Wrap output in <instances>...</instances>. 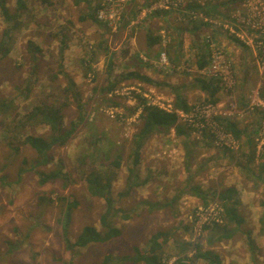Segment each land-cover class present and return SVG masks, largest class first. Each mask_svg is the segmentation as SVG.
<instances>
[{
  "label": "rangeland",
  "instance_id": "1",
  "mask_svg": "<svg viewBox=\"0 0 264 264\" xmlns=\"http://www.w3.org/2000/svg\"><path fill=\"white\" fill-rule=\"evenodd\" d=\"M50 1L51 5H45L40 0H26L27 11L22 15L21 31L8 56L0 61V98H14L19 115L29 112L39 102L61 104L66 82L58 73L59 42L65 34L62 66L81 92L84 115L80 121L74 104L63 110L64 126L68 128L71 122L78 126L64 146H55L50 151L52 162L41 168L46 171L55 169L57 161H61V171L69 176L66 187H63L62 180L40 186L35 170L31 168L34 152L21 145L19 152L14 153L8 146L10 139L16 142L17 136L21 137L18 134L20 129L10 133L0 125V264H133L121 260L124 256L134 255V247L144 250L150 237L159 231L167 232L169 237L163 246L167 264L177 257L193 258V248L197 244L202 250L214 251L221 264H264V234L261 232L264 230V182L260 183L235 161L236 158L241 160L242 151L248 152L250 146L244 144L247 139L243 137L240 143L232 140L233 147H229L227 139L221 141L209 132L192 110L201 105L210 106L204 103L206 94L200 91L194 80L216 82L218 101L213 105L211 117L214 121L216 117L229 119L246 130L255 146L256 158L252 167L257 172L264 158V98H260L264 97V0H236V4L222 7L224 15L207 20V27L196 36L188 31L180 34L176 30L184 29L189 20L175 10L173 17H151L153 12L143 11L151 9L156 0H111L110 11L112 9L114 16L108 22H102L108 30L89 18L80 20L89 12L86 2ZM7 5L12 9L15 0H7ZM4 26L0 15V37ZM147 28L161 38L152 49L146 48ZM193 28L192 24L190 29ZM28 40L42 49L32 79V63L26 50ZM163 48L168 50L167 57L170 55L177 61L175 68L169 62H162ZM174 49H180L177 55ZM200 52L204 54L201 60L207 61L201 70L197 68ZM110 63L111 77L108 75ZM134 70H142L154 82L149 84L130 79L120 83L111 94L99 91L115 75ZM28 79L31 85L27 97L23 94L17 96ZM177 82L182 86V92L171 87ZM176 91L193 105L185 114L188 121L179 119V123L189 129L188 136H177L173 130L150 136L140 149L137 167L138 181L146 180V183L134 189L129 197L117 200L118 207L130 210L129 219L118 220L117 217L115 220L121 235L105 243H92L70 254L65 249L59 224L65 205L58 197H67L77 203L69 225L71 240L85 225L99 229V217L104 210V201L87 193L82 172L91 165L90 159L94 156H97L94 165L101 168L102 155L96 149L103 152L108 149L107 141L94 144L93 140L104 136L115 144L112 153L120 151V168L116 169L112 182L115 195L126 183L132 161L131 140L141 126L137 120L140 108L133 115L128 111L137 106L133 93H139L147 104L174 111ZM108 98L118 102L120 107H113ZM3 121L9 128L11 122ZM27 131L35 136H49L46 126ZM207 140L211 146L202 147ZM190 150L191 159H186ZM207 153L212 161L191 179L203 189H209L210 197L206 201L214 203L215 208L217 202L212 192L223 186L235 187L240 202L238 208L245 220L241 227L250 231L254 251L249 249L240 233L229 240L211 243L208 241L211 232L204 229L197 232L194 213L207 204L184 190L191 176V169L187 171L186 168L195 164L198 156L205 157ZM23 159L27 162L23 163ZM104 162L108 163L106 156ZM20 169L24 172L18 176ZM48 196L51 197L49 203ZM154 204L163 207L158 209ZM175 239L178 244L174 243ZM183 242L186 243L185 252L178 255V246ZM106 256L110 261L105 260ZM194 264L206 262L197 260Z\"/></svg>",
  "mask_w": 264,
  "mask_h": 264
},
{
  "label": "trees",
  "instance_id": "2",
  "mask_svg": "<svg viewBox=\"0 0 264 264\" xmlns=\"http://www.w3.org/2000/svg\"><path fill=\"white\" fill-rule=\"evenodd\" d=\"M40 1L45 5H51L50 0ZM81 2L87 3L89 12L86 15L81 16L80 20L84 21L85 19L89 18L95 24H100L104 29L108 30V26H104L102 22L96 18V12L101 8L103 0H75V4H79ZM235 2L236 0H190L186 1V4L183 6L185 11L182 10V6H179L177 9H158L153 11L151 17H153V15L173 17V13L176 11L181 15V17H184L185 19L187 18L189 20L186 23L184 29L180 27L176 28V30H179L180 34L188 31L189 33H193L195 35L197 32L202 30V28L207 27L209 21L205 20L218 19L223 14L222 7H226L231 3L236 4ZM26 11V0H15V5L12 9L7 5V0H0V15L5 25L0 37V61L4 60L10 53L16 40V36L21 31L23 25L22 15L26 13ZM189 22L191 24H189ZM192 24L194 25V28L190 29ZM160 39L161 38L159 37L158 33L155 35L153 30L148 28L146 29L147 49H152L154 46H156ZM59 44L60 62L58 73L64 77L66 82L65 87L63 88L64 101L61 104L57 105L53 103L39 102L35 104L29 112L19 115L16 113L14 98H0V125H2L5 132L11 133L20 129L18 131L20 133L18 134L21 137L17 136L18 140L16 142H13L12 139H10L8 146L14 153L19 152V147L21 145L28 146L34 152L35 157L33 160H31V168L35 170L37 175V183L40 186L57 180L63 181V187H66V184L69 183L68 174L61 171L63 168L61 161H57L55 169L46 171L41 168L48 166V164L52 162L53 158L50 154V151L55 146H64L78 126L76 122H71L68 128L64 126L63 110L66 109L70 104H74L79 112L80 121L83 120L82 116L84 115V105L81 100V92L78 89L75 81L63 69L62 66V55L66 47L65 34H62ZM196 48H198V46ZM105 49L106 48H104V50ZM26 50L32 63L30 72V77L32 79L36 74L38 61L42 57V49L34 41L28 40L26 43ZM163 51L168 52V50H164V48ZM179 51L180 49H174L176 55ZM199 56L200 61L197 64V68L201 70L206 67L207 61L201 60V57L204 56L202 52H200ZM90 59L92 60V58ZM167 59L169 64L175 68L177 61L172 60L170 55L167 57ZM111 67L112 63L108 65L109 77L112 76L113 69ZM90 69L91 68L88 67V70ZM130 79H135L149 84L154 82L152 79L141 74L139 71H126L124 73L115 75L112 80L107 82V86L100 88L99 91L111 94L116 90L120 83ZM194 82H196L200 91L206 94L204 103L208 105H214L217 103V93L219 86L216 82L211 80L206 81L203 79H195ZM30 85L31 82L30 79H28L25 82V86L20 88L19 92H17V96L23 94V96L26 98L30 92ZM18 88L19 87H17V89ZM133 95L137 102V106L133 110L128 111L131 112L130 115H133L136 112V109L138 107L140 108L137 120L141 123V126L131 140L132 161L131 166L128 168V175L126 177V183L124 184L123 190L118 191L115 193V195L113 193L112 182L115 178L116 169L118 170L120 168L121 155L120 151H116L117 153L111 152V149L113 146H115V144L104 136H99L93 140L94 144L96 141H107L108 149L106 152L96 149V152L102 155L101 168H98L94 165L97 160V156H94L92 159H90L91 165L82 171L87 193L91 197L100 198L104 201V210L99 217V229L93 225H85L79 234L73 240H71V238H69V225L71 223L72 212L76 208L77 203L74 200H68L67 197H58L61 203L64 201L65 205L64 209L61 210L60 213L59 224L62 226V237L65 249L69 251L70 254H75L78 252V250L86 248L92 243H105L110 239L119 237L121 235L122 231L116 226L115 220L117 217L118 220L119 218L122 220L129 219L130 217L128 212H130V210H126L123 207H118L117 203L119 201L117 200L129 197L134 189H137L146 183V180L138 181L137 179V167L140 161V149L146 140L156 133L167 134L171 130H173L177 136H188L187 134L189 129L179 123V115L176 112H167L166 110L160 109L154 105L147 104L146 100L143 99L139 93H133ZM262 96H264V94H262ZM260 98L262 99L264 97ZM107 100L113 107H120L119 103L115 102L112 98H108ZM192 106L193 105H190L179 91L175 92L173 102V107L175 110L188 113ZM4 119L11 122L9 128L5 127V122L3 121ZM215 122H217L218 126L223 129L225 134H229L236 142L240 143V140L243 137L247 139L244 144H247L250 146V148L247 153L243 152L244 154H240L245 158V161L241 162L242 160H239L238 158H236L235 161L238 166L243 167L245 170L250 172V174H253L258 181L264 182V158L262 159L261 164L258 166L259 168L257 169V172L255 173L254 168L252 167L256 158L255 146L251 143L250 137L246 130L239 127L237 123L230 121L229 119L216 117ZM40 126H46L48 128L49 136H35L27 133V130H33L34 128ZM23 131H25V133ZM13 135H15V133H13ZM13 135H11V138H16ZM204 137L208 138V136ZM240 147H243V144H240ZM187 154L185 155V158L188 159L189 157V159H191V152ZM105 156L107 157L108 163L104 162ZM259 157L261 158V156ZM22 162L26 163L27 161L23 159ZM23 172L24 170L20 169L18 176H20ZM184 190L188 192V190L195 191L196 189L187 187ZM213 194V198L218 202V206L220 208V220L218 222L213 221L211 224L205 225L204 230L208 233L211 232L208 241L212 243L215 240H229L236 234L240 233L245 237L249 249L254 251L256 248L253 239L251 238L250 231L241 227V225L245 223V220L240 214L238 208L240 206V202L237 197L236 190L233 187H229L214 191ZM198 195L200 196L201 200L206 201V199H209L207 196L209 197L210 194L208 193L207 196L202 193ZM46 200L48 203L51 202V197H46ZM203 203L207 204V201L206 203ZM153 206L157 207L158 209L163 207L159 204H154ZM261 232L264 234L263 229ZM168 238L167 232L159 231L150 237L144 250L139 247H134V255L124 256L123 260H120L131 262L133 264H166V260L168 258L167 256H164L163 246L167 243ZM174 243L178 244V241L175 239ZM184 245H186L185 242L178 246L180 249L178 255L184 254L186 248ZM194 248H196V253L193 258L187 259L186 257H180L177 258L172 264H194L197 260H203L206 262V264H221L219 256L214 251L202 250L200 245H194ZM105 260L110 261L109 257L107 256L105 257Z\"/></svg>",
  "mask_w": 264,
  "mask_h": 264
},
{
  "label": "built area",
  "instance_id": "3",
  "mask_svg": "<svg viewBox=\"0 0 264 264\" xmlns=\"http://www.w3.org/2000/svg\"><path fill=\"white\" fill-rule=\"evenodd\" d=\"M110 1L111 0H103L102 4H101V8L96 12V18L101 21V22H108V20L110 18H112L114 16V13L112 12V9L110 11ZM121 2L123 0H120ZM190 1V0H188ZM186 4L185 1H182L181 3L180 2H175L173 0H167L165 2H161L160 0H156L152 5H151V9L148 8L146 10H143V11H148V12H153L155 10H158V9H177L179 6H184ZM152 10V11H151ZM207 21V20H206ZM167 59V53L165 51L162 52L161 54V60L163 63H166L168 64V59ZM155 106V105H154ZM158 107V106H156ZM160 108V107H158ZM205 109L209 112V113H212V109H213V105H210V106H206ZM165 110V109H164ZM167 111V110H166ZM172 111V110H170ZM196 114V113H195ZM201 122V121H200ZM202 123V122H201ZM211 129L212 126H210ZM216 136V135H215ZM219 140L222 141L221 137L219 136H216ZM232 140L234 141V139L231 137V136H228L227 137V141L230 145H233L232 143ZM206 210H203V209H200V210H203L201 213H199L198 215V218H199V221L195 224L196 227H197V232L200 231V229H202V226L204 225H209L211 224V222L215 221V222H218L220 220L219 218V212H217V218H214L212 215H211V212L209 210V207L207 208H204ZM216 209H218L220 211V208L216 207ZM209 220V221H208ZM176 259H171L168 261V264H172ZM166 264H167V261H166Z\"/></svg>",
  "mask_w": 264,
  "mask_h": 264
},
{
  "label": "bare ground",
  "instance_id": "4",
  "mask_svg": "<svg viewBox=\"0 0 264 264\" xmlns=\"http://www.w3.org/2000/svg\"><path fill=\"white\" fill-rule=\"evenodd\" d=\"M204 105H201V106H197V107H194L192 110L199 116V118H200V121L202 122V124L205 126V128L209 131V132H212V133H214L216 136H219V137H221V139L224 141L225 139H227V137L228 136H230L229 134H225L224 132H223V129L222 128H220L219 126H218V124H217V122H215L213 119H212V117H211V113H209L206 109H205V107H203ZM161 109V108H160ZM175 109V108H174ZM191 111V110H190ZM189 111V112H190ZM167 112H176L178 115H179V119H182V118H184V122H187L188 121V118H187V116L185 115V114H187V113H184V112H182V111H178V110H174V111H167ZM188 112V113H189ZM210 126H212V128L213 129H211V127ZM228 145H229V147H233L232 145H230L229 143H228ZM217 202V201H216ZM215 202V203H216ZM214 204V203H213ZM213 204H210V203H207V205H204L205 207L204 208H207V206L209 205L210 207H209V210H210V212H211V215L214 217V218H217V212H220L218 209H216L214 206H213ZM217 207L219 208V206H218V202H217ZM203 208V210H206V209H204ZM200 209V208H199ZM198 209V211H196L195 213H194V218H193V223H197L198 221H199V218H198V215H199V213H201L203 210H199ZM209 221V220H208ZM217 224H219V223H217ZM204 227H205V225L204 226H202V229H204ZM198 245V244H197ZM196 248H193V251H194V255H195V253H196ZM178 258V257H177Z\"/></svg>",
  "mask_w": 264,
  "mask_h": 264
},
{
  "label": "crops",
  "instance_id": "5",
  "mask_svg": "<svg viewBox=\"0 0 264 264\" xmlns=\"http://www.w3.org/2000/svg\"><path fill=\"white\" fill-rule=\"evenodd\" d=\"M143 31H145V30H143ZM175 47V46H174ZM197 50V49H196ZM197 52V51H196ZM141 74H143L144 75V72L141 70V72H140ZM147 73V72H146ZM180 81H181V79H180ZM172 86H174V87H177V89L179 90V91H181L182 92V86L180 85V84H178V82L177 83H173V84H171V87ZM208 142L210 143V144H208ZM205 144V143H204ZM211 146V142L209 141V140H207L206 141V144H205V146H202V147H205V148H209ZM228 151V150H227ZM190 152H191V150H190ZM227 153V152H226ZM225 154V153H224ZM242 154H244L243 153V151H242ZM198 156V155H197ZM244 157H242V155H241V160H243V161H245V158L243 159ZM217 159H223V158H221V157H217ZM210 161H212V157L210 156V153H207L206 154V156L205 157H199L198 156V158H197V160L195 161V164H190L189 166H188V169L186 168V170L187 171H190V169H191V172H190V174H191V176H190V178H189V180L186 182V184H185V186L184 187H186V185H188V188H195L196 190L194 191V190H188V192H189V194H191V195H196V196H198L199 198H200V196L198 195V194H205L206 196L208 195V190L209 189H203L200 185H196V181H194V180H192L191 178L192 177H194L199 171H202L203 170V168H204V166H208V164H209V162ZM191 179V180H190ZM192 181H194L195 182V184L194 183H192ZM260 182V181H259ZM192 183V184H191ZM260 183H262V182H260ZM225 188H229V187H224L223 186V188H221V189H225ZM234 189H235V187H233ZM221 189H219V190H221ZM213 193V192H212ZM209 197H210V195H209ZM207 198H208V196H207ZM201 199V198H200ZM240 211V210H239ZM240 214H241V212H240ZM242 215V214H241Z\"/></svg>",
  "mask_w": 264,
  "mask_h": 264
}]
</instances>
